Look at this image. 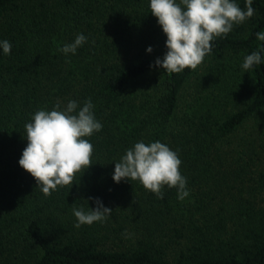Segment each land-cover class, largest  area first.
<instances>
[{
	"label": "trees",
	"instance_id": "16d2710c",
	"mask_svg": "<svg viewBox=\"0 0 264 264\" xmlns=\"http://www.w3.org/2000/svg\"><path fill=\"white\" fill-rule=\"evenodd\" d=\"M149 4L0 0V41L12 45L9 55L0 48V264H264V167L225 146L264 114V41L256 38L264 0H253V17L216 39L195 71L179 74L155 66L167 37ZM78 34L87 41L74 55L59 51ZM255 51L262 63L245 72ZM218 56L251 80V102L234 112L228 95L204 93L181 108L187 83ZM89 98L103 126L87 138L93 165L45 197L19 166L25 124L57 101ZM139 141L178 152L187 198L166 187L158 199L138 181H113L114 163ZM97 198L110 218L74 227L73 207L95 208Z\"/></svg>",
	"mask_w": 264,
	"mask_h": 264
},
{
	"label": "clouds",
	"instance_id": "9594fccd",
	"mask_svg": "<svg viewBox=\"0 0 264 264\" xmlns=\"http://www.w3.org/2000/svg\"><path fill=\"white\" fill-rule=\"evenodd\" d=\"M252 3L253 0H246L245 8H241L236 0H150V12L167 37V52L162 59H156L155 66L167 74H179L186 69L195 71L211 54L216 39L226 37L234 25L253 17ZM256 38L264 41V32L257 33ZM86 41L87 37L78 34L59 51L66 56L74 55ZM0 48L4 55L11 54L9 41H0ZM147 52L151 53L152 48ZM261 63V54L255 51L245 56L242 68L247 72ZM93 109L90 98L83 106L75 100H69L66 105L57 101L52 110H37L25 124L27 146L19 166L34 178L45 197L58 188L73 185L76 175L93 165L94 146L87 138L103 127ZM114 164L112 179L117 184L122 180L138 181L158 199H163L166 187L176 189L177 199L181 201L190 194L187 178L180 171L182 161L178 152L160 141L136 142ZM94 203L95 208L87 210L73 207L77 221L74 227L103 223L110 218L111 208L98 198Z\"/></svg>",
	"mask_w": 264,
	"mask_h": 264
},
{
	"label": "rangeland",
	"instance_id": "374dc122",
	"mask_svg": "<svg viewBox=\"0 0 264 264\" xmlns=\"http://www.w3.org/2000/svg\"><path fill=\"white\" fill-rule=\"evenodd\" d=\"M234 62L227 56L213 57L202 65L196 75L187 83L182 94V107L204 93L228 95L231 109L238 111L252 99V83L245 75L235 73ZM144 80L139 87H146ZM226 149L245 151L255 159L256 166L264 167V114H259L241 127L230 140Z\"/></svg>",
	"mask_w": 264,
	"mask_h": 264
}]
</instances>
